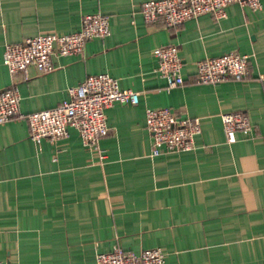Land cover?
<instances>
[{
    "label": "crops",
    "instance_id": "obj_1",
    "mask_svg": "<svg viewBox=\"0 0 264 264\" xmlns=\"http://www.w3.org/2000/svg\"><path fill=\"white\" fill-rule=\"evenodd\" d=\"M146 0H0V91L11 83L6 43L71 34L85 14L109 18L110 34L79 54L53 56V70L19 74V111L52 108L87 76L107 73L139 93L136 105L105 108L108 132L86 148L73 127L39 143L25 120L0 124V263L95 264L115 247L160 248L164 264H264V0L258 10L230 4L176 28L147 24ZM175 45L183 85L165 89L153 50ZM248 56L240 82L198 84V60ZM196 118L190 151L150 155L145 108ZM243 112L252 137L224 139L220 115Z\"/></svg>",
    "mask_w": 264,
    "mask_h": 264
},
{
    "label": "built area",
    "instance_id": "obj_2",
    "mask_svg": "<svg viewBox=\"0 0 264 264\" xmlns=\"http://www.w3.org/2000/svg\"><path fill=\"white\" fill-rule=\"evenodd\" d=\"M230 4L261 8L259 0H146L140 4V12L147 24L160 22L166 28H176L184 22L203 14L223 17ZM110 34L109 18L100 13L85 14L78 31L71 34H38L17 43H6L2 52V63L11 77L10 85L0 91V124L14 119L26 121L29 138L39 143H52L65 138L68 128L77 130L83 145L97 149L99 140L108 132L105 108L114 103L136 105L139 93L119 88L115 78L107 73L87 76L82 82L67 89L68 98L55 107L23 114L19 111V92L16 77L22 74L27 79V68L35 66L39 72L53 70V56L79 54L86 42L103 39ZM157 60L155 72L165 81V89L183 85L182 61L175 45H163L153 50ZM248 56L236 51L213 58L198 60L196 82L216 85L225 81H243L248 75ZM224 139L234 143L236 134L252 137V126L243 112H226L220 115ZM145 128L150 134V155L190 151L194 138L200 131L196 118H179L170 108H145ZM3 264V263H0ZM95 264H164L160 248H148L138 253L115 247L109 252L99 253Z\"/></svg>",
    "mask_w": 264,
    "mask_h": 264
}]
</instances>
